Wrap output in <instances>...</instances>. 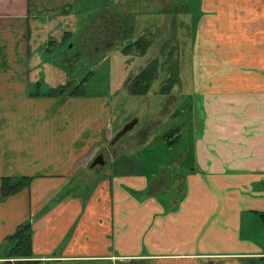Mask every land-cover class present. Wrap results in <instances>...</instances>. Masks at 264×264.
Wrapping results in <instances>:
<instances>
[{
	"label": "crops",
	"instance_id": "crops-1",
	"mask_svg": "<svg viewBox=\"0 0 264 264\" xmlns=\"http://www.w3.org/2000/svg\"><path fill=\"white\" fill-rule=\"evenodd\" d=\"M75 4L0 0V264H263L264 244L246 236L244 222L261 214L264 224V0H192L200 19L192 53L198 129L194 165L185 167L182 150L175 163L186 169L180 196H160L170 170L154 182L133 176L102 182L88 200L55 204L72 186L66 174L84 169L112 138L96 100L93 111L87 97H39L40 50L53 51L78 29L70 20ZM83 24L86 35L89 22ZM89 114L90 131L83 123ZM181 137L176 128L163 140L170 147ZM14 175L34 179L28 190L4 198L2 179ZM26 223L33 258L19 263L8 258L7 238Z\"/></svg>",
	"mask_w": 264,
	"mask_h": 264
},
{
	"label": "rangeland",
	"instance_id": "rangeland-1",
	"mask_svg": "<svg viewBox=\"0 0 264 264\" xmlns=\"http://www.w3.org/2000/svg\"><path fill=\"white\" fill-rule=\"evenodd\" d=\"M175 2L177 3L176 7L179 8L177 17L172 14H169L168 17L158 14L156 17L159 23L161 20H167L163 24L166 31L160 34V28L155 27L152 29V32L159 36V41H171L170 38L173 37V35L171 37V33L172 31L174 33L175 23L177 25L176 39L171 42V48L176 49L180 45V56H185L182 68L184 84L175 88L173 96L175 95L177 99L174 103H169L171 102L169 96L158 94L160 80L154 82L150 93L146 96H133L127 91L126 84H128L131 75H136L145 68L149 58L155 54L154 52V54L149 53L144 57H132L134 61H131V58L120 52L124 45L131 43L132 39L141 34L138 22L144 19V14L137 17L138 27L135 30L133 26L136 25V22L133 17H125L123 11L120 12L119 16L112 8L106 9L105 13L99 16L97 3L86 0L83 5H77L82 9L81 12H76L75 18L70 19L74 25L77 21L76 28L78 29L71 36H67L61 45L53 46V51L46 52L45 47L41 48L42 70L39 97L52 99L53 97L48 96L51 90L66 85L76 87L82 80L89 78L86 86L88 91L86 97L91 101L93 111L96 110V107L92 103V99L106 109L107 114L105 117L108 121V134L112 137L110 140L105 141L104 147L93 152L84 169L74 170L72 176L69 173L66 174L67 179H72V186L59 193L54 200L55 204L66 197L72 199L80 197L88 200L102 182L107 183L110 180L132 176L143 177L154 182L161 179L164 173L170 170L172 172L169 178L170 181L166 184L160 196H180L181 190L184 189L180 188L181 183L184 184L181 173H186V169L177 170L175 163L182 161V157L185 155L184 157L187 158V163H183L185 167L190 169V166L194 165V143L198 127L194 122L192 111L194 95L192 53L196 35L194 33L193 38L189 29L193 34V23L195 22L198 27L200 19L197 21L199 13H197V5H193L192 0H175ZM94 5L95 11H91V7L93 9ZM198 9L203 12L201 2ZM142 13H146V10ZM91 15L93 20L88 19ZM174 18L177 21L173 20ZM119 20L123 21L122 25ZM90 21H94V23L87 24L90 28L86 35H82L86 30L83 22ZM181 21L185 24H182ZM119 27L122 29L120 32L118 31ZM56 32L60 31H55L54 34ZM118 36H120L119 39ZM127 36H129L128 39H126ZM122 39L126 40H123L121 46H118ZM183 41H185V45L182 48ZM115 46H117V49H113ZM85 47L89 53L85 52ZM96 49H99V52H96ZM111 50H113L111 53H105ZM159 51L160 48L157 52ZM102 57L107 59L102 62ZM30 89H32L31 85ZM166 109L168 112L181 111V115L173 118L167 114ZM68 115L69 113L66 114L63 121L65 124H68L72 118V115ZM90 116L89 114L88 118L84 120L83 123H86L84 126L90 122ZM134 120H138L134 129L113 144V140L117 135ZM150 125L156 126L153 134L146 136L141 140L142 142H134L136 141V135L143 132L145 127ZM176 128L180 129L182 137L168 147L165 145L167 143L164 142L163 138ZM86 129L90 131L91 125L88 124ZM90 135L91 133L88 134V136ZM88 136L81 139L76 150H82L81 144L87 140ZM16 149L17 147H11L10 154L16 152ZM179 150L185 153L182 157L179 156ZM100 151L105 152L106 165L94 168L92 165L97 159L96 154ZM78 159H81V156H78ZM37 174L33 175L35 179L38 178ZM261 219V214L252 215L248 223L244 222V226L247 237L264 244V224Z\"/></svg>",
	"mask_w": 264,
	"mask_h": 264
},
{
	"label": "trees",
	"instance_id": "trees-1",
	"mask_svg": "<svg viewBox=\"0 0 264 264\" xmlns=\"http://www.w3.org/2000/svg\"><path fill=\"white\" fill-rule=\"evenodd\" d=\"M86 0H78V4L83 5ZM91 2L97 3V9L99 16L103 15L108 8H112L118 14L116 10L115 3L112 0H91ZM95 5L93 9L91 7V11H95ZM178 7L172 12L175 17L178 16ZM82 10V9H80ZM81 12V11H78ZM129 10L126 11V14H130ZM126 17V15H125ZM92 15L88 18L90 20ZM173 20H176L174 18ZM177 21V20H176ZM182 24L185 22L181 21ZM159 23V22H154ZM185 26V25H183ZM157 26H152L148 28L147 31H143L141 34L134 38L129 44L124 45L123 48L120 49V52L127 57H144L148 55L150 52L154 54L151 58H149L145 68L141 70V72L131 80H129L128 85L126 86L127 91L133 96H146L150 93L154 82L160 80V86L158 90V94L163 96H171L174 92L175 88L181 84L180 71H181V56H180V45L176 49L171 48V42L176 39L175 34H177V25L175 23L174 33L172 31L171 41L161 40L159 41V36L152 32V29ZM140 31H141V27ZM160 28V34L166 29ZM193 34L191 29L190 35L194 38L196 24L193 23ZM120 29V27H119ZM118 29V31H119ZM166 33V32H165ZM120 34V33H119ZM67 38V34L63 38L64 40ZM124 39L121 40L118 46H121V43ZM179 43V39H178ZM185 45V41L182 42V48ZM160 48V51L158 49ZM113 49H117V46L113 47ZM178 49V50H177ZM113 51V50H111ZM89 78L82 80V82L78 86L66 85L56 89L51 90L48 94L49 97H53L56 99H67V98H84L88 95V91L85 86ZM40 96V93H39ZM33 177L27 176H11L2 179L1 192L4 198L9 196H14L23 192L24 190H28L33 181ZM264 216V215H263ZM32 226L31 223H26L21 225L15 233L7 238V244L9 245V259H18L19 263H27L29 259L33 258V248H32ZM25 261V262H24ZM260 261H263L264 258H261ZM7 264H12L11 262H7Z\"/></svg>",
	"mask_w": 264,
	"mask_h": 264
},
{
	"label": "flooded vegetation",
	"instance_id": "flooded-vegetation-1",
	"mask_svg": "<svg viewBox=\"0 0 264 264\" xmlns=\"http://www.w3.org/2000/svg\"><path fill=\"white\" fill-rule=\"evenodd\" d=\"M114 3H115V6H116V10L118 11V14L120 16V12L123 11L124 12V15L129 16V17H133L135 19V22H136V25L133 26V28L136 30V27H138V25L141 27V31L140 33L142 32V29L143 31H147L148 28H151L152 26H157V27H161V28H164L163 27V24L167 21V20H161L160 23H154V22H159L156 17L158 14H163L165 15L166 17H168L169 14H172L173 15V11L176 9V2L175 0H112ZM180 1V0H178ZM78 5V0H76V4L74 5V11L75 13L80 11V8L77 7ZM156 8V9H155ZM129 10L130 12H133V13H130V14H126V11ZM146 10V13H142V12H145ZM145 15L144 19L140 20L138 22V25H137V17L138 16H141V15ZM119 19V18H118ZM168 19V18H167ZM91 22V21H90ZM89 22V23H90ZM120 24L122 25V22L123 21H120ZM92 24L94 23L91 22ZM122 29H119V32L121 31ZM140 35V34H139ZM139 35H137L136 37H138ZM120 36H118V39H119ZM129 36H127L126 39H128ZM135 37V38H136ZM105 39V38H104ZM124 39V40H126ZM133 40V39H132ZM106 41V39H105ZM133 42V41H131ZM112 51H106L105 53H111ZM152 53V52H150ZM127 57V56H126ZM131 58L130 60L131 61H134L132 59V57H129ZM107 59V58H106ZM141 72V71H140ZM139 72V73H140ZM138 73V74H139ZM138 74L136 75H131L130 79L131 80L132 78L136 77ZM128 80V81H129ZM128 84H126L127 86ZM105 152L103 151H100L96 158H99L101 155L104 156V159H105ZM95 158V159H96ZM106 162V161H105ZM106 165V164H105ZM104 165V166H105ZM102 165H97L95 166L94 168L96 167H99Z\"/></svg>",
	"mask_w": 264,
	"mask_h": 264
},
{
	"label": "water",
	"instance_id": "water-1",
	"mask_svg": "<svg viewBox=\"0 0 264 264\" xmlns=\"http://www.w3.org/2000/svg\"><path fill=\"white\" fill-rule=\"evenodd\" d=\"M138 123V120H134L131 123H129L128 125H126L124 127V129L117 135V137L113 140V144H115L118 140H120L124 135H126L128 132H130L131 130L134 129V127L136 126V124ZM106 164L104 156L101 155L99 158H97L95 160V162L93 163L92 167H95L97 165H102L104 166Z\"/></svg>",
	"mask_w": 264,
	"mask_h": 264
}]
</instances>
